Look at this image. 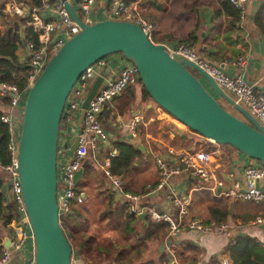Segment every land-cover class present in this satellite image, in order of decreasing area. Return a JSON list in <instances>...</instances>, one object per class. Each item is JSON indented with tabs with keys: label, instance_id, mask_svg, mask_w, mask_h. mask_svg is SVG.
<instances>
[{
	"label": "crops",
	"instance_id": "1",
	"mask_svg": "<svg viewBox=\"0 0 264 264\" xmlns=\"http://www.w3.org/2000/svg\"><path fill=\"white\" fill-rule=\"evenodd\" d=\"M55 1L53 0V3H51L50 0V5L52 6ZM101 1L98 0L96 5ZM103 1L106 3L108 0ZM140 3L143 6V9H140L143 19L152 23L155 27L152 35L157 40L153 43L172 47L175 44L187 41L199 59L218 68L228 76L240 75L245 83L253 86L255 92L264 94V34L257 26L262 24L264 27V0H245L242 4L243 16L236 23H234L232 11L223 10L222 0H142ZM6 4L7 2H3V7L0 8V30L8 24L6 23L8 17L12 18L7 14ZM22 8L24 11L28 10V8ZM2 15H6L7 19ZM38 16L43 21H50L54 17L48 10L39 11ZM22 32V28H19L21 39L23 38ZM23 45V43H20L16 50L19 63L25 61L26 52ZM20 53L24 55L22 56ZM238 57H244L243 66L232 65ZM113 61L117 64L114 72L109 66ZM104 63L105 66L99 69L97 73V75H100L106 68H109L104 75V79L114 76L120 65L126 64L124 59L119 57H107ZM204 88L213 99L216 101L219 99L218 95L209 89L207 85H204ZM129 93L131 94V88L126 90L124 96L123 94L119 96H123V99L127 101ZM138 96H140V101L134 107L129 108L127 112H123L122 116L124 118H119L117 121V123L125 122L124 124L120 123L119 126L117 125L118 129L114 120L116 109L107 110L109 114H107L108 117L104 121L106 123L111 122L110 127L106 126L105 128L101 125L107 136L106 142L103 144V148L106 150L105 156H103L99 165L97 163L102 175L103 161L108 159L109 154L114 155L112 143L115 141L131 145L139 152L133 159L129 172L120 177L115 176L123 184L121 193L143 195L145 185H154L157 180V172L153 160L156 157L164 158L168 150H172L173 153L195 150L217 151L210 159L208 167L216 179L222 180L221 191L231 189L233 184L237 186L239 191L243 189V169L251 165L258 166L259 164L256 161L238 154L227 145L221 147V145L210 144V142L178 123L152 103L150 99L142 101L140 89ZM221 101L223 100L221 99ZM219 106L221 107L220 104ZM112 111L114 115H110ZM134 112H139L142 115V124L134 137L130 138L126 131V125ZM75 116L78 118V122L72 125L74 131L70 133L74 138L68 142L64 137L63 144L60 147V150L67 156L71 153L70 148L68 150L69 144L67 143L72 145L76 140L77 129L80 124L79 113ZM97 152L99 153V150ZM144 156H148V160H145ZM167 159L173 160L174 158L167 157ZM91 164H95V160L94 154L89 149L80 177H83L88 183L89 180H93L97 185L94 191H96V194L98 193L100 198L104 197L100 201V203L104 202L106 204L103 210L105 215L102 216V219L107 221L114 219L115 222L131 219L129 230L134 231L132 236L122 237L121 244L125 247L130 244L129 242H132L135 247L129 248L123 261L115 263L125 264L126 259H142L143 257H140L142 254L148 256V261L142 264H169L172 258L176 264H211L217 258L224 256L226 254L224 248L233 242L236 236L241 235L253 238L261 247L264 246V226L252 224V220L261 214L259 205L225 199L206 191L196 190V187L201 184L200 180L190 177L185 172L170 177L168 186L163 191L145 195L142 198L141 205L154 208L158 213L169 212L174 216L172 209H170V203L165 202L164 196L169 195L179 199L188 198L186 216L188 220H199L204 226L215 227L220 224L216 225L214 223L209 211H225L227 217L223 224H226L228 228L225 232L216 233L212 231L206 234L183 229L179 235L171 239L167 235L165 226L161 227V225H165L161 222H153L155 223L154 227L147 230L150 220L145 216L134 217L127 214L128 203L117 197L115 190H113L107 179L109 190L107 196L102 190H99L98 179H95L89 171ZM228 175L231 177H228ZM258 187L264 191V183L258 184ZM77 191L81 194L79 189ZM81 195L83 201L86 202L87 193ZM12 223L14 221L8 225L10 230H12ZM112 226L117 229L116 223ZM11 236L9 234V237ZM5 237L7 236L2 235V240ZM168 240L169 243L166 244L165 242ZM162 243L165 244L164 248L161 253H158V246ZM168 246L170 247L166 249ZM167 250L171 251L172 257ZM132 253L136 256L132 257ZM32 256L33 245L27 242L18 253L9 256L7 264H27Z\"/></svg>",
	"mask_w": 264,
	"mask_h": 264
},
{
	"label": "built area",
	"instance_id": "2",
	"mask_svg": "<svg viewBox=\"0 0 264 264\" xmlns=\"http://www.w3.org/2000/svg\"><path fill=\"white\" fill-rule=\"evenodd\" d=\"M65 1L71 5L77 18L85 25H92L95 22L103 20L127 22L137 26L153 45H159L151 41V35L155 30L154 25L144 20L140 14L139 4L141 0H108L105 3L107 9L105 15L103 16L102 12L99 15L100 17L103 16V19H95L97 12L95 7L98 0ZM244 1L228 0L229 5L238 11L240 20L243 16L242 4ZM41 10H48L54 17L52 16L53 18L50 21L41 20L38 16V12ZM6 11L10 17H30L28 25L36 34L39 47L34 49L33 45L29 42L23 45L26 52L25 61L28 58V72L24 77L25 87L22 90L17 89L12 84L0 82V123L6 127L9 136V142L6 148L8 164L3 165L0 162V176L3 186L8 189L10 195L6 199L15 204L19 216L18 221L12 223L13 234L11 237H8V246L4 247L2 242L0 244V264H7L9 256L18 253L27 242L32 244V235L23 206L21 187L17 178L16 162L17 134L21 124V114L26 93L52 55H54L65 41L79 32L78 26L69 18L60 0H56L52 6L43 1L40 9L31 8L27 11H24L21 5L17 4L15 0H9L6 4ZM92 18L95 20L92 21ZM164 48L170 58L177 60L184 59L197 66L225 93L228 95L231 94L234 103L244 108L264 129L263 93L255 92L253 86L245 83L240 75L228 76L218 68L199 59L188 43L181 42L172 47L164 46ZM244 60V57H238L232 65L237 67L243 66ZM124 62L126 64L120 65L114 76L105 78L101 82L96 93L89 100L87 109L78 126L75 146L70 155L67 156L62 151L61 153L58 152L60 159L58 163L56 162L58 172L56 174L55 189L58 188V191L55 192V201L59 225L63 217L71 213L73 206L80 205L83 202V196L78 191H75V172L83 167L89 149L95 154L99 150L100 143L104 144L106 142L107 136L100 123L102 112L112 110L110 109L112 99L115 96L121 95L127 87L134 86L138 81L136 68L131 63ZM104 66V60H99L95 64L87 67L78 77L71 89L74 90L75 97L73 100L69 99V93L63 107L60 118V122L63 125L72 123V115L75 116L80 112V103L89 88L88 85L90 83L88 82L93 81L94 77L97 76L98 70ZM76 95L79 97V100ZM141 124L142 117L140 113L134 112L126 125V131L130 138L134 137ZM210 144L215 145L212 142ZM216 152L214 150H195L173 153L172 150H168L164 158H154L153 165L157 172V180L154 185L144 186L143 195L121 193L123 184L120 179L109 173L108 159L103 161L101 169L104 177L110 182L113 190H115L117 197L128 203L126 208L127 214L134 217L145 216L152 222L165 224L169 239L179 235L183 229L206 234L212 231L216 233L225 232L228 228L226 224L207 227L199 220H188L186 218L188 198L179 199L169 195L164 196L165 202L170 203V209H172L174 216L169 212L158 213L154 208L141 205L142 198L145 195L163 191L167 188L170 177L176 176L181 172H185L190 177L200 180L201 184L196 187V190L206 191L214 196L225 199H234L259 205L261 207V214L252 220V224L264 226V191L258 187V184L264 183V166L251 165L243 169V189L241 191L237 189L235 184H233L231 189L221 191L223 186L222 180L216 179L208 167L210 159H212ZM110 156L112 154H109ZM167 157L174 159L169 160ZM228 177L231 176L228 175ZM6 199L5 201H7ZM261 248L264 253V246ZM167 251L171 255V251ZM32 258L27 264H33ZM69 264L81 263L73 261L70 256ZM169 264H176V262L172 258ZM211 264L231 263L227 257L221 256Z\"/></svg>",
	"mask_w": 264,
	"mask_h": 264
},
{
	"label": "water",
	"instance_id": "3",
	"mask_svg": "<svg viewBox=\"0 0 264 264\" xmlns=\"http://www.w3.org/2000/svg\"><path fill=\"white\" fill-rule=\"evenodd\" d=\"M60 1L79 32L52 55L27 91L17 134V178L32 235L33 264H69L71 250L58 223L55 201L57 131L66 98L76 80L105 56L120 53L132 63L152 103L191 132L216 145H227L264 166V129L197 66L170 58L164 46L153 45L133 24L103 20L85 25L71 5ZM108 70L91 82L80 103V121ZM204 85L243 121L222 109ZM81 173L82 167L75 172L74 182ZM3 191L2 187V195ZM2 244L8 246L7 237ZM164 245L158 246V253Z\"/></svg>",
	"mask_w": 264,
	"mask_h": 264
},
{
	"label": "trees",
	"instance_id": "4",
	"mask_svg": "<svg viewBox=\"0 0 264 264\" xmlns=\"http://www.w3.org/2000/svg\"><path fill=\"white\" fill-rule=\"evenodd\" d=\"M9 0H0V8H2L3 2H8ZM45 1L50 4V0H15L17 4L21 5V8H31L40 9L41 3ZM142 2V0H141ZM223 10L232 11V16L234 23L239 21V13L238 11L234 10L228 3V0H222L221 3ZM139 8L142 10L143 6L142 3L139 4ZM23 9V8H22ZM142 15V12H141ZM4 18L7 19L6 15H2ZM143 16V15H142ZM30 21V17L26 18H16L12 17L7 19L8 23L0 30V82H5L12 84L17 87V89L22 90L25 87V80L24 77L28 72V58L26 61L19 63L16 57V50L20 43H27L33 45L34 49L39 47L37 36L32 31L31 27L28 25ZM261 32L264 34V27L262 24H258ZM19 28H23V38H20ZM157 38L152 35L151 41L156 42ZM188 43L187 41H184ZM189 44V43H188ZM190 45V44H189ZM121 56L120 53H114L111 56ZM108 56L102 58L105 60ZM122 57V56H121ZM130 63V62H129ZM132 64V63H131ZM140 85V82L137 81ZM136 83V84H137ZM140 95L141 100L145 101L150 99L147 93L143 90L140 85ZM130 95V93H129ZM109 112L105 110L102 112L100 116L101 125L106 128V126L110 127V123H106L104 121L107 117ZM9 142V136L7 134L6 127L0 123V162L3 165L8 164V157L6 156V148ZM114 155L108 157L109 159V173L112 176H123L124 174L128 173L133 162V159L139 154V152L134 149L131 145L115 141L112 143ZM58 153V152H57ZM57 158L60 159L59 154H57ZM3 187L2 178L0 176V191ZM75 191L77 192L76 185ZM3 195L0 193V244L2 242V235L9 237L11 233L13 234L12 230L9 229L8 225L12 221H18V212L16 210L15 204L12 202L4 201ZM72 212V211H71ZM211 214V218L214 220V223L223 224L225 221L227 214L225 211H209ZM73 217L80 218L82 215L80 213L73 212ZM108 214V213H107ZM105 212L101 214L100 217L104 216ZM67 215L64 217L66 218ZM65 220V219H64ZM131 219H126L125 221H116V226L118 229L119 234L123 238H128L133 235V230H129V225L131 224ZM62 226L65 229L66 225L62 222ZM225 223V222H224ZM85 222L83 225H80V229L84 227ZM155 223L149 221V225L147 230L154 227ZM161 225V224H160ZM165 225H161L163 227ZM62 230V228H61ZM63 233V232H62ZM224 252L226 253L224 256L228 258L231 264H264V253L262 251L261 245L256 242L253 238L248 236H236L234 241L229 243L225 248ZM116 260L110 261L105 264H118L115 263ZM161 263V261H160Z\"/></svg>",
	"mask_w": 264,
	"mask_h": 264
},
{
	"label": "rangeland",
	"instance_id": "5",
	"mask_svg": "<svg viewBox=\"0 0 264 264\" xmlns=\"http://www.w3.org/2000/svg\"><path fill=\"white\" fill-rule=\"evenodd\" d=\"M52 2L53 0H51V3ZM104 3L105 2L102 0L98 5H96L95 8L97 12H96L95 19H103V16L105 15L106 10H107ZM100 12L103 13L102 17L99 16ZM95 19L92 18V21H94ZM20 54L22 55V53ZM109 57L122 58L119 55L109 56ZM109 66L111 67L113 72L117 68V64L114 61L111 62ZM90 86H91V83L88 85L89 87L88 91L90 89ZM137 86L140 87V85L137 83L135 86H130L125 89L127 90L131 88V94L129 95L127 101L123 99L124 95L115 96L112 99L111 108L112 110L116 109V114L114 115V112L112 111L110 112V115L115 116L114 120L116 122V128H117V125L119 126L120 123L122 124L125 123L124 121L117 123L119 118L120 119L124 118V116H122V113L127 112L129 108L134 107L135 104L140 101V96H138L139 88ZM125 90L123 91V94L124 93L126 94ZM73 92L74 90L70 91V94L68 97L69 99L73 100V98L75 97ZM229 95L231 98L233 97L231 94ZM76 97L79 100V97L77 95ZM217 101L221 105V107L224 108L226 111H228L231 115L238 118L240 121H243V118L234 109H231L228 105H226L223 101H221L220 98ZM72 116H73V122L71 124H68L64 127L62 122L59 123L58 131H57V144H56V147H57L56 149H57V152L59 153H61L60 147H61V144H63L62 142H63L64 137L68 142L74 138L72 137L70 133L74 131L72 125L78 122V118H76V116L74 115ZM139 127L141 126L139 125ZM115 131L117 132L116 129ZM67 144H69V147H68V150H69L71 143H67ZM221 147H226V145H221ZM98 149H99V153L96 152L94 154L95 164H91V166L89 167V171L95 179H98L97 183L99 186V190H102L103 193L106 194L107 196V193H109L108 183H107L106 178L101 174L99 166H98L101 163L103 156H105L106 150H104L102 143H100ZM144 158L145 160H148V156H144ZM56 162L57 163L59 162L58 158L56 159ZM57 172H58V166H56V174ZM3 188H4L3 196L6 199V197H10V195L8 193V189L4 186ZM76 188L79 189L81 194L85 192L87 193L88 195L87 200L86 202H84L85 201L84 200L83 203L80 205L73 206L72 212L68 214L66 218L63 217L61 221L64 222V224L66 225L65 229L63 228L62 223L60 224V227L62 228L63 236L66 239V242L68 243L70 250H71V254H70L71 259L73 261H78L81 264H92V263L105 264V263H108L114 260H116L115 262L123 261L124 260L123 258L125 257V254H127L129 248L135 247V244L132 242H129L130 244L128 246L123 247L121 244L123 240L121 235L118 233V230L116 229V227L114 228L112 226L113 224H115V220L112 219L110 221H107L105 219H102V217H100L103 210L106 207V204L104 202L100 203L101 199L103 200L104 197L100 198L98 193L96 194V191H94V189L97 188V185H95V182L93 180H89V183H88L87 180H85L83 177H80L78 179V183H76ZM57 191H58V188L55 189V192ZM73 212L80 213L82 216L80 218H75L73 217L74 216V214H72ZM84 222H85L84 227L80 229V225H78V223H81L83 225ZM133 256H136V255L132 253V257ZM140 257H143V258L137 259V260L135 258L126 259L125 264H142L148 261L147 255L141 254ZM154 262H157V261H154Z\"/></svg>",
	"mask_w": 264,
	"mask_h": 264
},
{
	"label": "flooded vegetation",
	"instance_id": "6",
	"mask_svg": "<svg viewBox=\"0 0 264 264\" xmlns=\"http://www.w3.org/2000/svg\"><path fill=\"white\" fill-rule=\"evenodd\" d=\"M126 91V90H125ZM123 93H121V95H122ZM124 95V94H123Z\"/></svg>",
	"mask_w": 264,
	"mask_h": 264
}]
</instances>
